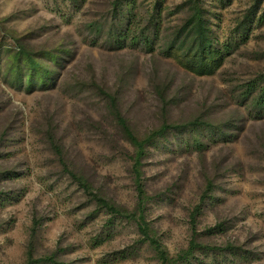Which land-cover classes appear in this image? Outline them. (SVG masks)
Listing matches in <instances>:
<instances>
[{
  "label": "rangeland",
  "instance_id": "1",
  "mask_svg": "<svg viewBox=\"0 0 264 264\" xmlns=\"http://www.w3.org/2000/svg\"><path fill=\"white\" fill-rule=\"evenodd\" d=\"M120 120L166 128L141 209ZM139 214L171 264H264V0H0V264H161Z\"/></svg>",
  "mask_w": 264,
  "mask_h": 264
},
{
  "label": "trees",
  "instance_id": "2",
  "mask_svg": "<svg viewBox=\"0 0 264 264\" xmlns=\"http://www.w3.org/2000/svg\"><path fill=\"white\" fill-rule=\"evenodd\" d=\"M189 25L191 26V24L195 25V19H190L188 21ZM200 34L202 35L201 31ZM126 136L132 140L134 142V147L136 149V153H135V167H134V173H135V181H136V185H137V194H138V208L141 209L143 206V196H144V191L143 188L140 184V180H139V171H138V163L139 160L142 156L143 150H144V146L155 136L162 134L163 132H165L166 128H162L160 131L155 132L153 135L149 136L146 140H142L139 141L137 139H135L132 134L129 132L126 123L124 120H120L119 121ZM55 151L56 154L59 156L61 163L63 164L64 167V171L65 173L68 174V176L75 181V183L77 184V186L79 188H81L84 193L88 196H90L92 199L96 200L97 202L103 204L105 207H107L109 210H111L112 212L115 213H119V211H117L116 209H114L113 207L109 206L104 199L100 198L99 196H97L94 192H92L91 190V186L90 184L83 179L80 176H77L76 174H74L73 172L69 171L67 166L63 163L62 157H61V152L60 149L58 147L55 146ZM198 212V208H196L194 210V213L190 216V224H191V228L193 230L196 229V213ZM138 219V230L139 233L141 234V236L149 242L150 245H152V247L154 248V250L156 251L159 260L161 262V264H171L165 254V252L163 251V249L160 246V243L154 238L152 237L147 229V223L144 220V217L139 214L136 216ZM196 248V244L194 243V241H191L189 243V247L187 248V250L183 253V256L186 257L188 255H191L194 251V249ZM212 249H217L216 247H211ZM28 259L29 262L28 264H63V263H58L53 257H42V258H38V259H33L32 254L30 251H28Z\"/></svg>",
  "mask_w": 264,
  "mask_h": 264
}]
</instances>
